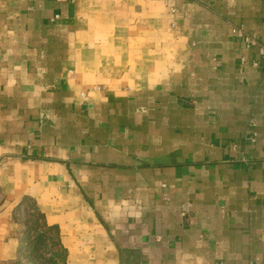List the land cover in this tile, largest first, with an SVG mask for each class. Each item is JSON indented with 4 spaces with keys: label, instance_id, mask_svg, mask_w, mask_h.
Here are the masks:
<instances>
[{
    "label": "crops",
    "instance_id": "crops-1",
    "mask_svg": "<svg viewBox=\"0 0 264 264\" xmlns=\"http://www.w3.org/2000/svg\"><path fill=\"white\" fill-rule=\"evenodd\" d=\"M260 48L264 0H0V264L24 199L65 264H264Z\"/></svg>",
    "mask_w": 264,
    "mask_h": 264
},
{
    "label": "rangeland",
    "instance_id": "rangeland-1",
    "mask_svg": "<svg viewBox=\"0 0 264 264\" xmlns=\"http://www.w3.org/2000/svg\"><path fill=\"white\" fill-rule=\"evenodd\" d=\"M34 202L28 199L26 202L27 214L21 213L18 215L21 229L19 231V242L22 240V248L19 251L15 260L9 264H58L51 261V248L45 237H41V232L35 227L34 217L31 215ZM26 221V225H24ZM54 232H49L52 236ZM61 264V263H59Z\"/></svg>",
    "mask_w": 264,
    "mask_h": 264
},
{
    "label": "trees",
    "instance_id": "trees-1",
    "mask_svg": "<svg viewBox=\"0 0 264 264\" xmlns=\"http://www.w3.org/2000/svg\"><path fill=\"white\" fill-rule=\"evenodd\" d=\"M28 199H24L21 203L23 214H27L26 202ZM31 215L34 217V224L38 231L41 232V237H45L48 244L50 245L51 252L50 257L51 261L55 263L65 264L66 250L61 246L59 242V232L56 226H49L46 223L44 215L37 209L35 205H33ZM24 225H26V221H24ZM54 232L52 236L49 235V232ZM22 240L19 242V251L22 248Z\"/></svg>",
    "mask_w": 264,
    "mask_h": 264
},
{
    "label": "built area",
    "instance_id": "built-area-1",
    "mask_svg": "<svg viewBox=\"0 0 264 264\" xmlns=\"http://www.w3.org/2000/svg\"><path fill=\"white\" fill-rule=\"evenodd\" d=\"M234 32H237V31L235 30ZM239 35H241V34H239ZM245 41L247 43H249V44H252L254 42L253 39L248 38V37H245ZM260 53H264V49L263 48H260ZM96 89H99V88H96Z\"/></svg>",
    "mask_w": 264,
    "mask_h": 264
}]
</instances>
